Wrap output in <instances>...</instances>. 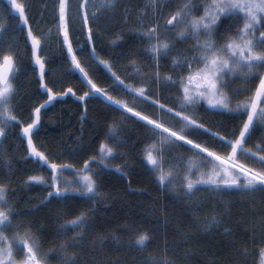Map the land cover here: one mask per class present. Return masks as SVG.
<instances>
[{"label": "trees", "instance_id": "16d2710c", "mask_svg": "<svg viewBox=\"0 0 264 264\" xmlns=\"http://www.w3.org/2000/svg\"><path fill=\"white\" fill-rule=\"evenodd\" d=\"M25 1L29 6L27 15L33 32L44 35V50L40 54L50 61L46 64L50 72L45 81L54 92L64 91L68 87H72L75 92V96H58L42 109L40 123L34 129L33 140L38 145H43L42 151L51 154L52 162L71 164L78 169L82 167L84 160L97 155L101 142L113 144L111 140H107V126L115 123L124 142L116 148L119 155L108 159L107 163L121 165L127 173L126 177L121 176L114 168L101 169L93 163L91 167L97 173V191L102 194L103 199H54L46 207L31 211L33 206L39 205L50 189L46 185L28 183L27 178L43 175L47 179L50 172L34 159L27 158L26 141L20 138L18 128L7 133L0 142V184L5 185L7 189L9 204L20 213L13 223L24 221L31 226L39 241L41 253L47 254L46 264H62L63 254L56 249L79 229L66 233L58 232L57 229L65 219H72L81 212L90 216L91 227L80 247L68 249L69 253L77 254L79 264H152L154 257L170 260L173 264H259V249L264 247V193L242 194L227 191L217 194L201 188L189 197L180 190L178 178L173 181L175 189L158 184L146 162L141 160L144 146L151 142V130L130 114L113 111L102 102V98H90L86 104L76 99L88 91V88L82 82L80 74L72 67L70 58L66 55V47L61 46V39L57 36L55 9L58 0ZM78 2L79 0H69L73 14L69 29L74 51L84 41L78 17L75 16ZM91 3L96 7L90 8V11L97 13L95 20L90 19V26L96 33L93 45L97 56L112 63V71L126 84L135 87L146 86L147 82L141 83V80L154 70L153 61L146 52L148 41L135 35L136 31H142L156 23L162 25L171 13L176 12L185 3L191 5L190 19L203 15L201 8L195 6V1L179 3L178 0H167L163 4L160 2L156 7L157 14L146 20L142 17L143 12L149 11L146 0H115L114 8L103 7L99 0H91ZM0 9L3 10L7 27L10 26L12 31L19 27L17 33L13 31L17 37L15 40L12 39L13 33L10 29L3 28V38L9 37L11 44L12 41H17L16 48L12 46L4 52H11L16 56V72L12 81L16 87L14 106L21 118L28 120L31 109L42 104L47 96L37 82L39 70L31 58L27 28L20 24L8 1L0 0ZM52 19L53 25L48 22ZM229 23L240 27L243 21L236 16L224 21L225 25ZM47 25L51 30L46 28ZM183 29L184 25H178L173 31L162 33V39L167 37L174 43V47L194 51L192 46L195 40L176 38L174 33ZM221 32L223 33V28ZM234 33L235 28H232L228 35ZM203 37L204 34L201 33L200 39ZM118 38H122L123 43H120ZM213 39L218 44L224 42L220 36H214ZM113 41L117 42L116 46H112ZM76 55L83 67L87 69L91 64L96 69L90 71L89 75L98 86L108 88L112 84L104 66H97L87 52L76 51ZM172 58L170 54L160 61L162 74H173ZM260 71L264 72V69ZM257 83L258 80L233 79L230 89L226 91L232 95V91L237 88L252 90ZM153 88L156 89L153 99H159L168 107L180 110V99L174 87L153 85ZM109 94L128 101L129 106L136 105V110L154 119L163 116L169 121L166 126L173 127V130L179 131L183 127L182 122L141 100H136L125 91L116 89ZM249 94L244 91L232 96L233 107L238 100ZM206 109L208 105L204 103L203 106L191 108L186 114L198 118L199 122L204 123L213 132L229 135V138H232L233 131L236 135L239 134L236 131L238 126H241L242 118L239 115L221 114L218 110ZM188 131L185 129L186 133ZM262 136L264 126L257 124L247 137L244 147L257 151L256 146L261 144ZM189 138L224 155L223 151L216 148L212 138L202 132H192ZM172 158L182 160L185 165L193 160L201 162L202 168L204 166L202 158L182 144H177L171 149L168 159ZM238 159L250 168L259 170L264 167L258 160L245 157L242 153ZM165 170L167 171V167ZM183 175L185 172L180 171L179 176ZM63 178L73 179L72 170L64 171ZM60 213L65 215L58 218ZM212 216H215L219 223L208 227V219ZM125 225L129 226L128 230H124ZM226 229L230 234H225ZM141 232H147L150 237L143 248L134 246L135 237ZM6 235L11 237L13 233L6 231ZM100 236L105 238L103 246L94 244ZM16 258L21 259L22 256L17 255Z\"/></svg>", "mask_w": 264, "mask_h": 264}, {"label": "snow or ice", "instance_id": "6c2138e0", "mask_svg": "<svg viewBox=\"0 0 264 264\" xmlns=\"http://www.w3.org/2000/svg\"><path fill=\"white\" fill-rule=\"evenodd\" d=\"M11 10L18 16L21 25L27 28V40L30 42L31 58L39 70L38 83L44 89L47 99L42 104L31 109L28 120H24L15 114L14 96L16 87L12 82L16 72V56L11 52L0 53V139L7 135L8 130L19 129L21 139H26L27 158L34 159L42 167L49 170L50 176L46 179L43 175H32L27 178L28 183L46 185L50 191L39 205L33 206L31 211L46 207L52 200H68L70 198H80L92 200L103 199L101 193L97 191L98 184L95 173L91 167L96 163L101 169L114 168L121 176H127L121 165H109L107 160L119 155L116 148L122 144L117 124L107 126V140L99 144L96 156L89 157L83 161L81 168H74L71 164H59L50 160V153L46 154L33 140L34 129L40 123L41 111L58 96L73 95L75 92L72 87H68L61 92H54L45 81L46 75L50 70L46 60L40 53L44 50V35L35 34L29 24L26 5L18 0H9ZM96 7L91 0H79L76 6L75 16L78 17L80 30L84 35L83 44L76 50L81 53L87 52L94 63L103 65L107 74L112 80L108 88H102L90 77L89 72L96 69L90 64L86 69L81 65L77 58L76 51L73 49L70 38L69 24L72 20V12L69 0H58L56 6L57 36L61 39V46H66V55L70 58L72 67L83 78L88 91L76 97V99L86 104L90 98H102L108 107L113 111H121L123 114H130L138 122H143L149 128L152 136L149 137L150 143L146 144L141 156L142 162H146L149 170L153 173L158 184L175 189L173 181L177 178L180 183V190L186 196H193L201 188L220 194L227 191L248 194L261 192L264 193V167L259 170L250 168L239 162V155L251 157L259 161L264 166V136L261 144L257 145V151L245 148L247 137L257 124L264 126V0H211L204 6V14L199 17L189 18L190 7L188 3L183 4L179 9L171 13L164 23H156L152 27L136 31L135 35L148 41L146 52L153 61L154 70L143 77L141 83L146 86L135 87L126 84L124 80L112 71V63L100 59L96 54L93 45V38L96 35L90 26V19L95 20L97 13L90 11ZM105 8H114L112 0H105ZM147 7H158L149 4ZM239 16L243 21L242 26L237 27L235 23L224 24V21L231 17ZM178 25H184V29L174 33L179 40L189 38L195 40L192 46L196 52L194 56H186L182 52L171 59L172 73L164 75L160 72V61L167 58L174 49V43L167 37L162 39V33H167L176 29ZM0 25V28H4ZM223 28V33L221 29ZM235 28L233 35L228 32ZM259 32L257 36L256 33ZM203 33L207 38L201 41ZM220 36L223 43L218 44L213 37ZM123 43L122 38H118ZM154 41V42H153ZM116 41L112 46H116ZM260 49V50H257ZM233 79L244 81L252 80L258 83L252 90L247 88H237L232 91V95L226 89H230ZM156 86L174 87L180 99V110L168 107L161 103L159 99H153L156 95ZM120 89L132 95L136 100H141L146 104L157 108L167 116L182 122L183 127L173 130V127L166 126L167 121L163 116L158 119L136 110L137 106H129L126 100L117 99L109 94L110 91ZM248 91L250 94L242 100H238L233 107L232 96L238 92ZM206 103L208 109L218 110L223 113H234L239 115L241 126L236 132L229 135H221L220 132H213L212 129L199 122L191 114H186L191 108ZM206 109V111L208 110ZM86 111V108H85ZM153 116L155 113L152 114ZM246 117V119L244 118ZM83 115L81 119H83ZM185 129L189 130L187 133ZM192 132H202L212 138L216 148L224 152L210 150L202 143L189 138ZM182 144L197 153L204 162L190 160L187 165L177 158L168 159L171 149ZM230 149V151H228ZM211 167H208V165ZM167 167V171L165 170ZM71 169L73 179L63 178V172ZM173 169L176 171L174 172ZM184 171L185 175L179 176V172ZM195 176V179H193ZM5 185L0 184V264H46V255L42 254L40 244L34 235L32 228L24 221L13 223L15 217L20 216L8 201ZM95 208H93V211ZM65 214L60 213L58 218ZM91 218L86 212H81L72 219H65L60 224L58 232H69L79 229L71 238L62 243L56 251L63 254L62 264H79L76 253H69V248L80 247L85 235L91 227ZM208 227L219 223L215 216L208 219ZM129 226L125 225L124 230ZM6 231H11V237L6 235ZM264 233V228H262ZM225 234H230L226 229ZM150 237L147 232H141L135 237L134 246L143 248L149 242ZM105 238L100 236L94 244L103 246ZM21 255V259H17ZM152 264H173L172 261L164 259L161 261L153 260ZM259 264H264V247L259 249Z\"/></svg>", "mask_w": 264, "mask_h": 264}, {"label": "rangeland", "instance_id": "374dc122", "mask_svg": "<svg viewBox=\"0 0 264 264\" xmlns=\"http://www.w3.org/2000/svg\"><path fill=\"white\" fill-rule=\"evenodd\" d=\"M6 1H8L9 2V0H6ZM100 2H101V4H103L104 5V3H105V0H99ZM115 0H112V2H114ZM179 1V3H181V2H185V1H195L196 2V7H198V8H201V10H202V13L204 14V6L206 5V4H208V3H210L211 2V0H178ZM18 2H20V3H24L25 5H26V9H27V13H28V10H29V6H28V3H27V1H25V0H18ZM154 4V5H157L158 3H160V0H146V6L147 5H149V4ZM11 6V5H10ZM148 10L149 11H145V12H143V14H142V17H144V20H146L147 18H149V17H152V16H154V15H156L157 14V9H156V7H148ZM3 10L2 9H0V24L2 25V23H3ZM54 19V18H53ZM53 19L50 21H48L49 22V24H52L53 25ZM142 21V20H141ZM52 25H51V27H52ZM48 27V25L46 26V28ZM8 28L10 29V31L13 33V38L12 39H17V37L16 36H14V34H16L18 31H19V27H17V29H16V27H14V29H16V30H13V31H16V33H14L12 30H11V28H10V26H8ZM49 28V27H48ZM50 29V28H49ZM51 30V29H50ZM49 30V31H50ZM260 30H262V31H264V28H261ZM48 31V32H49ZM256 35L258 36L259 35V32H257L256 33ZM207 37L204 35V37L201 39V41H203L204 39H206ZM6 39V40H5ZM8 43V44H7ZM16 45V46H15ZM13 46V48H16L17 47V41H12V44H11V42H10V40H9V37H5V38H3V28H1V32H0V53H2V52H4L6 49H8V48H10V47H12ZM257 50H260V49H257ZM183 53L184 55H186V56H194V55H196V52L195 51H188V50H185V49H182V48H180V47H174V49H173V51L170 53L171 54V56L172 57H175V56H177L179 53ZM169 54V55H170ZM34 64V63H33ZM36 67V66H35ZM38 69V68H37ZM15 114L18 116V117H21L16 111H15ZM25 120V119H24ZM14 130V128L13 129H10V130H8V132L7 133H9V132H11V131H13ZM1 140L2 139H0V142H1ZM25 141H26V139H25ZM152 260V259H151ZM153 260H156V261H161V260H164L163 258H161V257H158V258H153Z\"/></svg>", "mask_w": 264, "mask_h": 264}, {"label": "flooded vegetation", "instance_id": "af4514ba", "mask_svg": "<svg viewBox=\"0 0 264 264\" xmlns=\"http://www.w3.org/2000/svg\"><path fill=\"white\" fill-rule=\"evenodd\" d=\"M167 0H160V2L163 4L164 2H166ZM159 4V3H158ZM3 25L5 26L6 30H7V25H6V20L3 19Z\"/></svg>", "mask_w": 264, "mask_h": 264}, {"label": "bare ground", "instance_id": "6f19581e", "mask_svg": "<svg viewBox=\"0 0 264 264\" xmlns=\"http://www.w3.org/2000/svg\"><path fill=\"white\" fill-rule=\"evenodd\" d=\"M161 5H162V4H161ZM65 47H66V46H65ZM2 140H3V138H2ZM2 140H1V141H2Z\"/></svg>", "mask_w": 264, "mask_h": 264}]
</instances>
